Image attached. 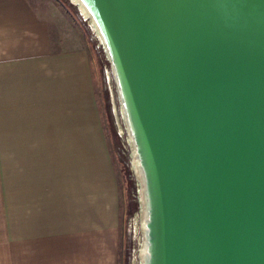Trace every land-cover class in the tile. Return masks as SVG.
Segmentation results:
<instances>
[{
    "label": "water",
    "instance_id": "95a60500",
    "mask_svg": "<svg viewBox=\"0 0 264 264\" xmlns=\"http://www.w3.org/2000/svg\"><path fill=\"white\" fill-rule=\"evenodd\" d=\"M82 2L142 170L145 264H264V0Z\"/></svg>",
    "mask_w": 264,
    "mask_h": 264
},
{
    "label": "crops",
    "instance_id": "0c3cea01",
    "mask_svg": "<svg viewBox=\"0 0 264 264\" xmlns=\"http://www.w3.org/2000/svg\"><path fill=\"white\" fill-rule=\"evenodd\" d=\"M61 45L30 0H0V264H90L113 220L90 61Z\"/></svg>",
    "mask_w": 264,
    "mask_h": 264
},
{
    "label": "rangeland",
    "instance_id": "374dc122",
    "mask_svg": "<svg viewBox=\"0 0 264 264\" xmlns=\"http://www.w3.org/2000/svg\"><path fill=\"white\" fill-rule=\"evenodd\" d=\"M30 2L40 15L49 20L58 40L61 38L64 45L60 48L75 45L84 47L90 61L102 144L108 153L115 180L113 220L102 219L100 254L91 256L90 264H141V235L144 236L141 224V182L133 163L131 136L123 117L121 100L102 43L90 23L92 21L79 11L74 0Z\"/></svg>",
    "mask_w": 264,
    "mask_h": 264
},
{
    "label": "bare ground",
    "instance_id": "6f19581e",
    "mask_svg": "<svg viewBox=\"0 0 264 264\" xmlns=\"http://www.w3.org/2000/svg\"><path fill=\"white\" fill-rule=\"evenodd\" d=\"M74 2L77 3V5L79 6L80 10L82 12V14L85 16V17H88L89 20H91L92 22L91 25L93 26V28L96 30L97 34H98V38L100 40V42L102 43V45L106 48V45H105V42H104V39H103V36L101 34V32L99 31V28L95 22V20L93 19V17L91 16L89 10L87 9V7L85 6V4L82 2V0H74ZM77 6V7H78ZM78 8V9H79ZM80 12V13H81ZM107 57L109 58V63H110V68H111V73H112V76H113V79H114V83H115V86H116V90H117V93H118V97H120V100H121V104H122V109H123V114L125 117L124 119L126 120V123H127V127H128V132L131 136V146H132V152H133V163H134V167H135V171L140 179V182H141V198H140V201H141V209H142V216H141V224H142V228H143V233H144V236L143 234L141 235V239H142V252H141V264H145V260H146V257H147V242H146V219H147V203H146V197H145V191H144V182H143V176H142V170H141V166H140V163H139V159H138V155H137V152H136V148H135V144L133 142V138H132V134H131V129H130V125H129V122H128V119H127V115H126V110H125V107H124V102H123V98H122V94H121V91H120V88H119V84H118V80H117V76H116V72H115V69H114V66H113V63L111 62V58L109 55H107ZM120 102V101H119ZM121 109V110H122ZM124 120V121H125ZM125 126V127H126ZM127 132V130H126ZM131 151V150H130ZM136 177V176H135ZM139 195V194H138ZM140 201H139V197H138V203H139V208H140ZM143 237H144V241H143ZM141 244V243H140ZM140 251V249H139Z\"/></svg>",
    "mask_w": 264,
    "mask_h": 264
}]
</instances>
